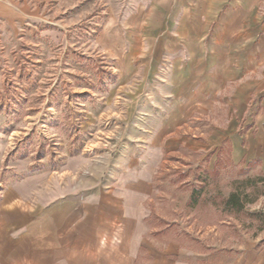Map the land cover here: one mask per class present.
<instances>
[{"label":"crops","instance_id":"0c3cea01","mask_svg":"<svg viewBox=\"0 0 264 264\" xmlns=\"http://www.w3.org/2000/svg\"><path fill=\"white\" fill-rule=\"evenodd\" d=\"M263 1L153 0L127 21L108 42L121 46L113 105L126 94L144 111L128 109L106 144L13 185L0 264H264V246L211 254L165 240L151 210L156 176L175 157L214 154L215 167L228 150L233 167L264 162V113L248 117L264 96ZM221 105L233 110L227 127L204 133Z\"/></svg>","mask_w":264,"mask_h":264},{"label":"rangeland","instance_id":"374dc122","mask_svg":"<svg viewBox=\"0 0 264 264\" xmlns=\"http://www.w3.org/2000/svg\"><path fill=\"white\" fill-rule=\"evenodd\" d=\"M153 5V0H0L1 212L9 206L3 203L13 185L56 169L76 151L106 144L111 134L123 130L117 120L128 109L135 116L144 111L126 94L123 107H114L113 101L122 100L115 96L120 68L115 53L121 46L108 42L125 35L127 21ZM257 15L264 20V1ZM215 32L211 29L210 35ZM132 99L138 101L135 95ZM262 99L253 101L256 111L248 114L250 119L264 113ZM219 110L201 127L204 133L227 127L233 110L222 105ZM213 155L175 157L159 171L151 204L153 228L165 240L211 254L237 252L246 244L262 248L264 197L246 205L240 221L211 204L188 207L194 189L203 188L207 199L229 197L236 186L250 199L256 196L246 186L264 173V162L233 167L227 150L218 155L220 174L214 178L206 175L214 167ZM258 187L264 191V184ZM251 213L260 217L245 215Z\"/></svg>","mask_w":264,"mask_h":264},{"label":"trees","instance_id":"16d2710c","mask_svg":"<svg viewBox=\"0 0 264 264\" xmlns=\"http://www.w3.org/2000/svg\"><path fill=\"white\" fill-rule=\"evenodd\" d=\"M75 153L77 154L78 152L76 151ZM219 174V161L216 162L213 170H206V175L214 176V178H218ZM257 177L258 179H254L255 177L250 178L248 180V182H250V185L246 186V189L250 187L252 191L255 192L254 194L256 196L253 199H250V195L247 194V192L239 186H236V189L229 197L216 195L209 199L203 197V188H201V190H193L191 197L188 201V207L191 209H196L199 205H201L202 202V204H204L205 206L211 204L213 209H215L218 213L227 216H234L236 219H238V221H240L243 213L246 210V205L255 203L259 197H264V191L262 192V188L258 187L259 185L264 184V179L259 178L264 177V173H260V175ZM206 181L207 178H203V180L201 181V185H203V183H205ZM245 215H251L254 218L260 217L258 213H251Z\"/></svg>","mask_w":264,"mask_h":264}]
</instances>
